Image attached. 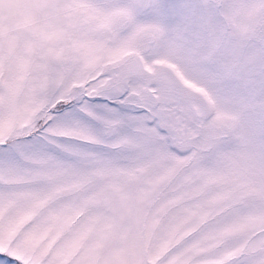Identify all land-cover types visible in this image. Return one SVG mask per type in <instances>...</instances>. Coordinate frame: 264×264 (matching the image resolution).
Returning <instances> with one entry per match:
<instances>
[{
    "label": "snow or ice",
    "instance_id": "1",
    "mask_svg": "<svg viewBox=\"0 0 264 264\" xmlns=\"http://www.w3.org/2000/svg\"><path fill=\"white\" fill-rule=\"evenodd\" d=\"M0 264H264V0H0Z\"/></svg>",
    "mask_w": 264,
    "mask_h": 264
}]
</instances>
